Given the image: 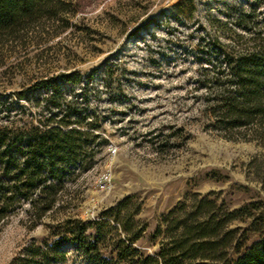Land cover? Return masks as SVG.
I'll return each instance as SVG.
<instances>
[{
  "label": "rangeland",
  "instance_id": "374dc122",
  "mask_svg": "<svg viewBox=\"0 0 264 264\" xmlns=\"http://www.w3.org/2000/svg\"><path fill=\"white\" fill-rule=\"evenodd\" d=\"M76 5L69 31L16 62L31 76L93 73L91 83L68 85L63 93L96 123L92 133L100 139L87 143L92 158L84 168L69 167L65 191L57 194L69 207L54 221L48 217L30 228L27 205L10 217L0 230V264L24 257L31 244L43 248L48 225L69 216L94 219L127 197L139 206L135 221L148 227L138 243L147 253L159 247L161 239L151 238L163 215L189 204L192 195H210L228 210L264 206V148L222 137L209 96L220 88L203 81L213 77L211 65L223 66V52L243 53L252 46L250 38L264 35V0H77ZM4 69L0 125L20 117L8 105L26 83L20 67L7 74ZM248 225L234 221L229 229ZM247 237L249 246L258 235ZM60 252H67L64 261ZM50 258L52 264H90L68 243L52 248Z\"/></svg>",
  "mask_w": 264,
  "mask_h": 264
},
{
  "label": "trees",
  "instance_id": "16d2710c",
  "mask_svg": "<svg viewBox=\"0 0 264 264\" xmlns=\"http://www.w3.org/2000/svg\"><path fill=\"white\" fill-rule=\"evenodd\" d=\"M76 1L0 0V68L7 74L20 67L26 78L22 90L11 96L14 103L8 105L20 117L0 125V230L23 205L28 206L24 212L32 229L45 218L55 220L69 207L57 198L59 191H65L63 178L69 167L79 163L84 168L92 158L87 143L100 139L92 133L98 129L96 123L63 93L68 85L91 83L93 73L74 70L31 76L22 62H16L73 27ZM248 41L252 46L243 53L223 52V66L211 65L213 77L205 76L203 81L220 88L209 96L210 111L217 117L214 127L224 131L222 137L264 148V35ZM38 93L42 94L35 96ZM190 200L163 215L151 238L161 239L159 247L151 253L138 245L148 227L135 221L139 206L127 197L94 219L69 216L48 225L45 246L31 244L13 264H52L50 250L63 248L64 243L73 245L90 264H264L261 202L228 210L210 195H192ZM234 221L249 225L229 229ZM248 234L258 235L249 246ZM66 253H59L61 261Z\"/></svg>",
  "mask_w": 264,
  "mask_h": 264
}]
</instances>
